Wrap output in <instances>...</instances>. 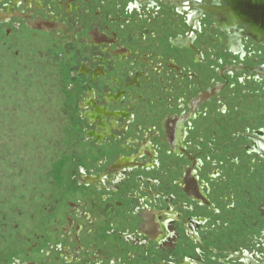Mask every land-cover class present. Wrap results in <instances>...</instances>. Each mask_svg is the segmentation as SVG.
<instances>
[{
  "label": "flooded vegetation",
  "instance_id": "af4514ba",
  "mask_svg": "<svg viewBox=\"0 0 264 264\" xmlns=\"http://www.w3.org/2000/svg\"><path fill=\"white\" fill-rule=\"evenodd\" d=\"M258 1L0 0L60 140L0 264H264Z\"/></svg>",
  "mask_w": 264,
  "mask_h": 264
},
{
  "label": "rangeland",
  "instance_id": "374dc122",
  "mask_svg": "<svg viewBox=\"0 0 264 264\" xmlns=\"http://www.w3.org/2000/svg\"><path fill=\"white\" fill-rule=\"evenodd\" d=\"M37 65L20 64L0 48V258L12 242L14 224L27 228L31 215L46 204L57 162L60 140L53 117L43 110L33 115L40 104L53 108L44 102L46 93L40 98Z\"/></svg>",
  "mask_w": 264,
  "mask_h": 264
},
{
  "label": "water",
  "instance_id": "95a60500",
  "mask_svg": "<svg viewBox=\"0 0 264 264\" xmlns=\"http://www.w3.org/2000/svg\"><path fill=\"white\" fill-rule=\"evenodd\" d=\"M258 2H260V3H261V1H260V0H259ZM260 3H257V4H256V6H258ZM260 6H261V5H260ZM261 7H262V6H261ZM260 11H261V10H260ZM262 14H263V13H262ZM262 14H261V15H262Z\"/></svg>",
  "mask_w": 264,
  "mask_h": 264
}]
</instances>
